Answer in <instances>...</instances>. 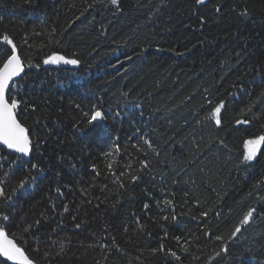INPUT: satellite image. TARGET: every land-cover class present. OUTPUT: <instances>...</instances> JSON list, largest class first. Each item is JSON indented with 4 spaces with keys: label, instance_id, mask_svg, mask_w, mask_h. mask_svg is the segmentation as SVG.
<instances>
[{
    "label": "trees",
    "instance_id": "trees-1",
    "mask_svg": "<svg viewBox=\"0 0 264 264\" xmlns=\"http://www.w3.org/2000/svg\"><path fill=\"white\" fill-rule=\"evenodd\" d=\"M72 2L34 0L33 6L0 0V33L7 32L25 58L36 63L54 52L68 58L75 54L82 61L76 68L42 65L26 77L38 111H25L20 119L42 142L32 162L43 171L10 209L14 223L41 220L37 235L19 241L21 245L39 264H166L170 258L151 251L161 242L176 250L183 264H264V221L254 220L230 239L248 208H264V187H257L264 182V157L248 169L235 166L241 140L264 131V118L235 125V119L245 118L241 113L249 102L264 92V76L250 70L264 57L260 0H248L258 12L253 20H241L229 10L240 0H222L226 7L219 15L212 11V0L199 13L209 17L203 26L197 25L192 0H122L123 11L115 14L100 5L86 8L84 0L68 7ZM236 81L244 84L243 91L231 87ZM205 96L213 103L225 100L222 129L205 119ZM93 104L122 114L103 122L108 137L100 136L102 125L84 122L83 112ZM258 107L264 116V106ZM41 116L45 119L37 125ZM218 135L232 152L212 143ZM145 138L159 157L151 154ZM117 143L121 152L106 157ZM145 158L151 168L126 191L118 189L107 170L109 161L116 172L135 171ZM12 159L0 160V180L8 172L15 185L27 178L26 166L15 169ZM93 165L99 175L91 171ZM165 198L174 201L178 220L162 228L163 205L156 202ZM204 211L206 218L200 215ZM9 228L19 235L18 228ZM165 228L168 238L161 241ZM216 235H223L228 246L220 257ZM176 236L191 240L187 254ZM46 251L60 255L48 261Z\"/></svg>",
    "mask_w": 264,
    "mask_h": 264
},
{
    "label": "snow or ice",
    "instance_id": "snow-or-ice-1",
    "mask_svg": "<svg viewBox=\"0 0 264 264\" xmlns=\"http://www.w3.org/2000/svg\"><path fill=\"white\" fill-rule=\"evenodd\" d=\"M28 5L34 6V0H24ZM86 8H95L97 5L109 8L115 12H122V0H92V3H87L84 0ZM212 3V0H192V6L198 13L196 20L197 25H206L209 21V17L206 15L199 14L202 8H207V6ZM74 0L72 3L68 4V7H75ZM226 5L222 0H216L213 4L212 11L219 15L224 11ZM241 20H253L258 16L264 18V0H260V8L254 10L248 5V0H240L239 3H235L233 7L229 9ZM3 22V17L0 16V24ZM58 43V41H54ZM24 43H28V39H24ZM142 54V53H141ZM129 60L132 59L131 56L128 57ZM82 61L73 55V58H68L63 55L56 53H50L42 58L41 61L33 63L32 60L25 58L17 43L14 39L7 33H0V149L6 150L3 155H0V160L8 159L9 155H13L11 160V166L15 169H24L26 166V176L27 178H20L18 182L13 185L11 180L8 179L10 173L5 172L3 175L5 179L0 180V264H39V261L32 257L28 251L21 245L19 241L26 240L29 236L35 237L37 232L40 230L41 220L37 219L32 222L24 221L20 224L14 223L10 215V209L15 207V201L20 195L27 193V186L30 181L35 182L37 176L43 171L41 164L39 162H32L33 153L37 152L41 148V140L39 138L33 139L31 130L24 124L20 116L24 114L25 111H30L31 113H36L38 111V106L31 101L30 91H34L31 88L30 82L26 79L32 70H39L42 65H71L74 67H79ZM252 72L259 73L264 76V57L258 59L257 64L252 66L250 69ZM243 80V77L240 78ZM232 88H239L240 91L244 90V84L240 81L233 82ZM127 96V93H124ZM204 100L208 107L205 111L208 115L205 119L208 121L210 127L216 129H222L223 127V113L226 111V102L223 98L217 100L213 103L209 96H205ZM264 106V92L255 101H250L246 106V109L242 111L244 119H235V125H251L254 120H261L264 118L262 114H259V107ZM79 108V105H76ZM255 109V111H254ZM42 111V110H41ZM109 113L111 114L109 116ZM251 114V115H249ZM143 115V113H141ZM83 116L86 118L85 123L89 126L102 125L100 136L108 137L110 134L107 132L106 125H103L107 119H120L122 114L120 111H113L109 109V112L103 111L98 105L93 104L88 111L83 112ZM45 117L41 116L35 122L37 125ZM75 130L80 131L79 125H75ZM261 128H264V123L261 124ZM119 137H115L116 141H119ZM143 143L151 149V154L156 157L160 156V153L156 151L152 146V142L145 138ZM213 144H218L222 148L227 149L232 152V149L228 147L224 138L219 135L215 140L212 141ZM132 147L137 151H142V147L137 144H133ZM121 152V146L119 143L115 145L113 151L105 152L106 157H113ZM143 155L145 157L149 156L148 151H144ZM264 157V131L250 135L241 140V145L238 149V154L235 160V166L237 168L243 167L245 169L253 167L259 162V159ZM127 168H131L130 165H126ZM151 168V161L147 158L140 160L139 167L135 171H120L116 172L113 169V163L109 161L107 164V170L109 174L113 177V183L118 189L127 190L129 184H135L141 179V174L145 170ZM91 171L96 175L99 172L95 165L92 166ZM14 176V172L11 174ZM175 182V181H174ZM257 187H264V182L257 185ZM62 194V193H61ZM251 195V193H250ZM157 206L161 204L163 207H159L160 213L159 220L162 222L161 227L164 228L166 224L176 222L178 216L175 213L174 201L172 199L165 198L163 200L157 201ZM8 208L9 212L3 211V209ZM145 212L150 208L148 203L143 205ZM169 211L166 213L165 210ZM68 211L67 205H64V212ZM208 211L201 212L202 217L208 216ZM135 215V214H133ZM75 219V217H73ZM254 220L264 221V208L258 210L256 207H250L243 215L239 224L234 227L230 234V239H235L239 234L242 233L243 227L250 225ZM134 223L139 227V231L143 232L144 225L141 224L139 218L134 220ZM9 225L19 229V235L17 233L11 232ZM77 229L81 227L78 223L75 225ZM124 232L127 233L129 228L127 224L123 226ZM205 237L211 238L212 233L205 232ZM168 238V232L165 228L164 235L161 237V241ZM177 245H179L180 250L187 254L190 251L189 245L191 240L183 236L174 237ZM215 241L219 242V251L216 252V256L220 257L221 253H228V246L225 243V237L223 235H216L214 237ZM39 241H37V244ZM102 247L105 249L108 247L107 244H103ZM37 253L40 252L39 247L35 249ZM153 255L164 254L166 258V264H172L175 261L176 264H183L182 256L178 254L176 250L171 248H166L165 244L161 242L157 248L151 250ZM61 252H63V246L61 247ZM60 253H56L55 256L50 252H44L43 256L45 260L51 261L59 256ZM106 258V257H105ZM96 264H100L99 261Z\"/></svg>",
    "mask_w": 264,
    "mask_h": 264
},
{
    "label": "water",
    "instance_id": "water-1",
    "mask_svg": "<svg viewBox=\"0 0 264 264\" xmlns=\"http://www.w3.org/2000/svg\"><path fill=\"white\" fill-rule=\"evenodd\" d=\"M50 66H56V67H59V68H76L74 66H71V65H64V64H59V65H50ZM6 151V150H4ZM14 155V154H13Z\"/></svg>",
    "mask_w": 264,
    "mask_h": 264
}]
</instances>
